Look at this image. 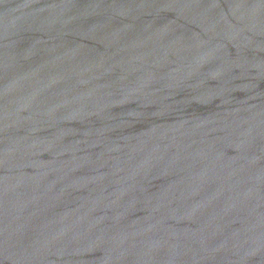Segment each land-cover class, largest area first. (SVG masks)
Here are the masks:
<instances>
[{
	"label": "water",
	"instance_id": "95a60500",
	"mask_svg": "<svg viewBox=\"0 0 264 264\" xmlns=\"http://www.w3.org/2000/svg\"><path fill=\"white\" fill-rule=\"evenodd\" d=\"M0 264H264V0H0Z\"/></svg>",
	"mask_w": 264,
	"mask_h": 264
}]
</instances>
